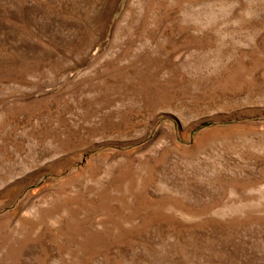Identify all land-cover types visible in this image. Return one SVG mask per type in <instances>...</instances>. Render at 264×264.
<instances>
[{"label":"rangeland","instance_id":"obj_1","mask_svg":"<svg viewBox=\"0 0 264 264\" xmlns=\"http://www.w3.org/2000/svg\"><path fill=\"white\" fill-rule=\"evenodd\" d=\"M0 264H264V0H0Z\"/></svg>","mask_w":264,"mask_h":264}]
</instances>
